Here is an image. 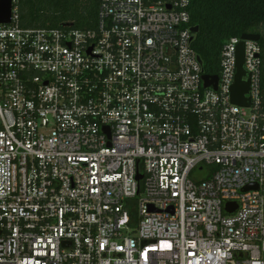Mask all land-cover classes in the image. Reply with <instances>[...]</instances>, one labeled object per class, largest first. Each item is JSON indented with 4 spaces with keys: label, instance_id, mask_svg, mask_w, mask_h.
Instances as JSON below:
<instances>
[{
    "label": "built area",
    "instance_id": "2783aa9c",
    "mask_svg": "<svg viewBox=\"0 0 264 264\" xmlns=\"http://www.w3.org/2000/svg\"><path fill=\"white\" fill-rule=\"evenodd\" d=\"M190 5L100 0L94 28H36L12 0L0 264H264L262 49L245 40L250 106L231 101L241 37L206 87Z\"/></svg>",
    "mask_w": 264,
    "mask_h": 264
},
{
    "label": "trees",
    "instance_id": "16d2710c",
    "mask_svg": "<svg viewBox=\"0 0 264 264\" xmlns=\"http://www.w3.org/2000/svg\"><path fill=\"white\" fill-rule=\"evenodd\" d=\"M26 27L94 28L100 0H18ZM191 25L198 26L193 47L208 75L220 73V51L226 39L258 34L261 46V88L264 98V0H191Z\"/></svg>",
    "mask_w": 264,
    "mask_h": 264
},
{
    "label": "water",
    "instance_id": "95a60500",
    "mask_svg": "<svg viewBox=\"0 0 264 264\" xmlns=\"http://www.w3.org/2000/svg\"><path fill=\"white\" fill-rule=\"evenodd\" d=\"M12 13V0H0V22H10ZM63 26H73V23L67 22ZM193 32L199 31L198 26L193 27ZM242 40L237 47V73L235 82L231 88V101L237 105L248 107L250 106V99L246 97L250 89V77H247V72L244 67L245 63V40L259 41L260 35L258 34H243ZM200 61L201 58H199ZM205 86H214L217 88L219 77L218 75H203ZM141 178L142 175H139ZM247 187L246 189H248ZM232 211V208H231Z\"/></svg>",
    "mask_w": 264,
    "mask_h": 264
},
{
    "label": "rangeland",
    "instance_id": "374dc122",
    "mask_svg": "<svg viewBox=\"0 0 264 264\" xmlns=\"http://www.w3.org/2000/svg\"><path fill=\"white\" fill-rule=\"evenodd\" d=\"M24 4H26V0H24ZM205 172H200L199 170H196L194 173H193V175L195 176V177H198V176H201V175H203Z\"/></svg>",
    "mask_w": 264,
    "mask_h": 264
}]
</instances>
